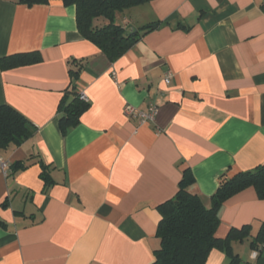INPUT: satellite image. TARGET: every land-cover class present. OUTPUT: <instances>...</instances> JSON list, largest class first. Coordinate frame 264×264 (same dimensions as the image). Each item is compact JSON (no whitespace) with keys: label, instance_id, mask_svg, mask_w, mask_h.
<instances>
[{"label":"crops","instance_id":"crops-1","mask_svg":"<svg viewBox=\"0 0 264 264\" xmlns=\"http://www.w3.org/2000/svg\"><path fill=\"white\" fill-rule=\"evenodd\" d=\"M75 15L60 1L0 0V58L41 57L0 69V106L35 128L0 148L10 165L0 174V264H151L156 207L185 170L187 193L208 208L222 177L264 163V0H153L117 12L114 22L129 31L153 28L114 62L81 37ZM71 83L89 107L63 133ZM126 105L156 113L141 122ZM218 217L216 238L243 227L248 236L228 252L212 249L204 264H264L250 258L264 200L246 189Z\"/></svg>","mask_w":264,"mask_h":264},{"label":"trees","instance_id":"trees-1","mask_svg":"<svg viewBox=\"0 0 264 264\" xmlns=\"http://www.w3.org/2000/svg\"><path fill=\"white\" fill-rule=\"evenodd\" d=\"M60 1L65 6H74L76 27L81 37L93 44L109 61L114 62L129 51L140 38L152 30L153 26L127 30L114 22L117 12L136 7L153 0H19L29 7L46 5ZM106 22L99 24L97 20ZM41 61L37 53L19 54L0 58V69L9 70L35 64ZM78 71L70 70L71 79ZM72 99L68 101V96ZM60 105L59 126L63 133L76 126L80 116L88 109V103L82 102L71 83ZM35 133V128L18 111L10 106H0V148L9 145L19 146ZM41 178L49 182L45 173ZM192 182L185 170L175 195L159 204L156 209L161 220L156 229L160 247L154 252L151 264H204L207 255L214 248L230 250L232 240L242 241L248 236V228L231 229L225 239L215 237L219 225L218 212L224 202L240 192L252 188L259 200H264V163L255 169L238 173L230 178L219 180L215 193L211 196L208 208L201 199L187 193L186 188ZM264 243V228L251 242L254 248ZM233 262V261H232Z\"/></svg>","mask_w":264,"mask_h":264},{"label":"built area","instance_id":"built-area-1","mask_svg":"<svg viewBox=\"0 0 264 264\" xmlns=\"http://www.w3.org/2000/svg\"><path fill=\"white\" fill-rule=\"evenodd\" d=\"M171 78H172L171 73L167 72L163 79L164 83L166 85L169 84L171 81ZM79 99L82 102H85V103L88 102L87 97L84 94H80ZM155 113H156V107L153 105L149 107L147 112H140L139 110H137L135 107L131 105H126L124 108V114L127 117L138 119L141 122L152 121ZM9 168H10L9 162L0 156V174L3 176H7L9 172ZM259 257H264V243L258 244L251 250L250 258L252 260H255Z\"/></svg>","mask_w":264,"mask_h":264}]
</instances>
